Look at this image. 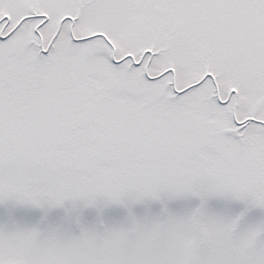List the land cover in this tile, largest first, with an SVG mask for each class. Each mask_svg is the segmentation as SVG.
<instances>
[{
  "label": "snow or ice",
  "instance_id": "obj_1",
  "mask_svg": "<svg viewBox=\"0 0 264 264\" xmlns=\"http://www.w3.org/2000/svg\"><path fill=\"white\" fill-rule=\"evenodd\" d=\"M0 264H264V0H0Z\"/></svg>",
  "mask_w": 264,
  "mask_h": 264
}]
</instances>
